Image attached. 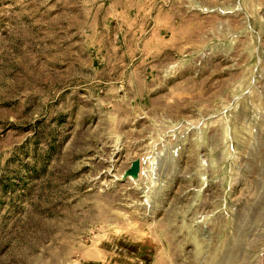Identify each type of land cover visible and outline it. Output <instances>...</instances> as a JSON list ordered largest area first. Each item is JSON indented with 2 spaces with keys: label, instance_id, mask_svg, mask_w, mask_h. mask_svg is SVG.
I'll use <instances>...</instances> for the list:
<instances>
[{
  "label": "rangeland",
  "instance_id": "374dc122",
  "mask_svg": "<svg viewBox=\"0 0 264 264\" xmlns=\"http://www.w3.org/2000/svg\"><path fill=\"white\" fill-rule=\"evenodd\" d=\"M0 264H264V0H0Z\"/></svg>",
  "mask_w": 264,
  "mask_h": 264
},
{
  "label": "water",
  "instance_id": "95a60500",
  "mask_svg": "<svg viewBox=\"0 0 264 264\" xmlns=\"http://www.w3.org/2000/svg\"><path fill=\"white\" fill-rule=\"evenodd\" d=\"M140 164L138 161H134L131 163L130 168L125 172L126 176L136 177L139 173Z\"/></svg>",
  "mask_w": 264,
  "mask_h": 264
}]
</instances>
